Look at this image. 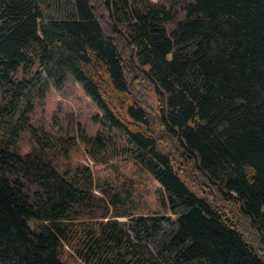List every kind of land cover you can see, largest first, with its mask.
Listing matches in <instances>:
<instances>
[{
    "label": "trees",
    "instance_id": "obj_1",
    "mask_svg": "<svg viewBox=\"0 0 264 264\" xmlns=\"http://www.w3.org/2000/svg\"><path fill=\"white\" fill-rule=\"evenodd\" d=\"M68 74L100 109L92 135L77 121L31 123L34 97ZM113 130L173 216L133 215L86 165L57 167L77 138L104 154ZM23 131L32 144L20 152ZM181 157L236 203L257 243L190 187ZM108 202L128 219L76 226ZM73 240L87 264H264V0H0V264H67Z\"/></svg>",
    "mask_w": 264,
    "mask_h": 264
},
{
    "label": "rangeland",
    "instance_id": "obj_2",
    "mask_svg": "<svg viewBox=\"0 0 264 264\" xmlns=\"http://www.w3.org/2000/svg\"><path fill=\"white\" fill-rule=\"evenodd\" d=\"M155 3L169 4L170 0H150ZM180 13V15H182ZM171 22L167 24L168 28ZM137 85L134 88L141 96L146 97L149 105L157 104V97L152 87L142 77H138ZM100 109L97 104L84 92L81 85L68 74L61 85L49 84L42 95L34 97L33 109L30 113L31 123L42 126L51 131L65 130L69 123L78 122L85 132L89 135L94 134L101 128ZM115 143L111 144L106 152L102 155L94 156L89 151L87 145L79 138L76 139L67 153L60 154L55 159L59 169L72 170L77 166L86 165L92 175L93 180L107 181L113 185V191L117 192L124 203L120 204L121 208L131 211L133 215L148 214L153 212H164L173 216V212L164 205L161 200V191L159 182L139 165L127 151L122 150V143H125L124 135L113 130ZM28 131H23L18 141V149L25 152L30 149L32 141ZM161 146L164 149L173 147L170 139L162 137ZM179 157L178 154H176ZM176 157V156H175ZM185 167L184 177L190 187L197 192L206 196L208 199L224 209L226 214L237 218V223L244 230V234L250 241L258 242L255 231L249 227L248 219L242 217L236 203L224 199L215 189L208 187L204 177L193 166L192 162H187L182 157L176 159V162ZM97 194L99 191L94 190ZM109 201V200H108ZM108 204V209L104 213L100 207L93 210H84L81 215L74 217L76 226L80 227V222L91 223L98 226L99 221H106L116 218L118 221H125L128 215H116V207ZM32 223V219L28 220ZM249 227V228H248ZM73 244L65 243L62 250V258L67 264H87L78 254L73 245L78 241L73 240ZM259 245V244H258ZM259 248H261L259 246Z\"/></svg>",
    "mask_w": 264,
    "mask_h": 264
}]
</instances>
